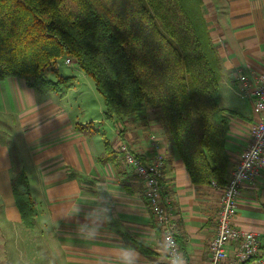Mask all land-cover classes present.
Returning <instances> with one entry per match:
<instances>
[{
    "label": "crops",
    "instance_id": "0c3cea01",
    "mask_svg": "<svg viewBox=\"0 0 264 264\" xmlns=\"http://www.w3.org/2000/svg\"><path fill=\"white\" fill-rule=\"evenodd\" d=\"M202 1L221 61L219 84L226 90V103L219 106L232 112L225 139L231 171L260 117L251 101L231 94L238 95L239 74L264 72V0ZM53 73L54 80L67 76L57 66ZM71 76L74 85L63 97L41 93L23 77L0 80V264H115L119 244L136 248L140 264H167L143 184L117 152L121 143L142 159L164 154L163 182L180 230L178 262L206 264L222 187L193 184L160 108L108 119L94 84L85 75ZM79 125L85 131L77 130ZM105 141L114 154L100 161ZM13 156L27 176L35 210L31 226L24 224L14 200ZM231 224L264 237V169L254 184L242 185ZM93 228L97 234L89 238ZM228 250L232 255L233 247Z\"/></svg>",
    "mask_w": 264,
    "mask_h": 264
},
{
    "label": "trees",
    "instance_id": "16d2710c",
    "mask_svg": "<svg viewBox=\"0 0 264 264\" xmlns=\"http://www.w3.org/2000/svg\"><path fill=\"white\" fill-rule=\"evenodd\" d=\"M63 56L92 79L106 118L160 108L193 184L225 185L232 112L219 106L222 66L202 0H0V80L23 77L63 97L75 77L45 73ZM104 150L99 160H112L108 141ZM12 161L14 200L31 226L27 176L16 156Z\"/></svg>",
    "mask_w": 264,
    "mask_h": 264
},
{
    "label": "built area",
    "instance_id": "2783aa9c",
    "mask_svg": "<svg viewBox=\"0 0 264 264\" xmlns=\"http://www.w3.org/2000/svg\"><path fill=\"white\" fill-rule=\"evenodd\" d=\"M65 63L70 64L71 60L66 58ZM237 80L238 94L252 102L260 117L252 125L249 143L222 187L206 264H264V237L231 224L242 185L245 182L254 184L264 169V72L239 74ZM117 152L142 182L146 206L162 232L167 264H176L181 257L180 230L172 196L165 190L163 182L164 154L155 152L142 159L126 143H121ZM229 246L233 247L232 255H229Z\"/></svg>",
    "mask_w": 264,
    "mask_h": 264
},
{
    "label": "rangeland",
    "instance_id": "374dc122",
    "mask_svg": "<svg viewBox=\"0 0 264 264\" xmlns=\"http://www.w3.org/2000/svg\"><path fill=\"white\" fill-rule=\"evenodd\" d=\"M65 59H66V57H60V58H57V60H56V66H57V68H59V71H60V73L61 74H64V75H79V76H83V75H85L82 71H81V69H79L78 68V66L76 65V63H74L72 60V58H69L70 60H71V64L70 65H65L66 63H65ZM54 67V66H53ZM53 67H51V68H48L47 69V75H48V77L50 78V79H52V80H54L55 79V75H54V73H53ZM45 72V73H46ZM86 76V75H85ZM87 77V80L89 81V83H90V85L91 86H93V81H92V79L89 77V76H86ZM81 81V80H80ZM218 89H219V94H220V98H219V103H220V105H224L225 103H226V100L224 99L225 98V91L226 90H224L223 89V86L221 85V84H219V87H218ZM99 96L102 98V96L99 94ZM231 96H233L234 98H236V99H239V100H241L242 98H241V96L238 94H231ZM241 98V99H240ZM129 116V115H128ZM127 116V117H128Z\"/></svg>",
    "mask_w": 264,
    "mask_h": 264
},
{
    "label": "clouds",
    "instance_id": "9594fccd",
    "mask_svg": "<svg viewBox=\"0 0 264 264\" xmlns=\"http://www.w3.org/2000/svg\"><path fill=\"white\" fill-rule=\"evenodd\" d=\"M89 215H92V213H89ZM100 223H103V221H100ZM96 234V228L88 231L89 238H94ZM116 247L117 250L114 253L115 264H140V253L136 248L128 244H119ZM176 264H179V262H176Z\"/></svg>",
    "mask_w": 264,
    "mask_h": 264
}]
</instances>
